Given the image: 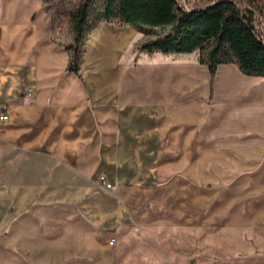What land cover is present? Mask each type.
Wrapping results in <instances>:
<instances>
[{"label": "crops", "instance_id": "0c3cea01", "mask_svg": "<svg viewBox=\"0 0 264 264\" xmlns=\"http://www.w3.org/2000/svg\"><path fill=\"white\" fill-rule=\"evenodd\" d=\"M138 32L97 23L81 78L42 0H0V264H264V76Z\"/></svg>", "mask_w": 264, "mask_h": 264}, {"label": "trees", "instance_id": "16d2710c", "mask_svg": "<svg viewBox=\"0 0 264 264\" xmlns=\"http://www.w3.org/2000/svg\"><path fill=\"white\" fill-rule=\"evenodd\" d=\"M51 17L53 38L68 51L67 70L82 74V47L100 21L131 25L156 33L141 45L143 51L165 54L202 50L200 62L212 79L217 67L236 62L248 75L264 76V37L256 25L252 3L215 0L199 8H186L180 0H42ZM71 26L70 43L60 40L63 23Z\"/></svg>", "mask_w": 264, "mask_h": 264}, {"label": "rangeland", "instance_id": "374dc122", "mask_svg": "<svg viewBox=\"0 0 264 264\" xmlns=\"http://www.w3.org/2000/svg\"><path fill=\"white\" fill-rule=\"evenodd\" d=\"M214 1L215 0H180L181 4L184 7L189 8V9L204 7V6L211 4ZM236 1L243 5H246L248 2L252 3V6L253 8H255L256 13H257L256 14V25L258 27L260 34L264 37V0H236ZM61 33H62V36L60 38L61 41L65 43H70L72 41L73 32H72L71 26L68 23L66 22L63 23ZM155 36H156V33L140 31V33L138 32V35L133 37V41L129 48L132 50H138L140 49L144 41H147L150 38H153ZM85 49H86V45L82 47V53H81L82 57L84 56ZM129 52H131L130 55H132V51H129ZM146 53H148L149 55L151 54L148 51H142L140 54V57L146 55ZM201 53H202V50L198 49L192 52L189 58L194 59V56L198 55V59H199ZM2 237H4V235L0 236V242L2 240Z\"/></svg>", "mask_w": 264, "mask_h": 264}, {"label": "built area", "instance_id": "2783aa9c", "mask_svg": "<svg viewBox=\"0 0 264 264\" xmlns=\"http://www.w3.org/2000/svg\"><path fill=\"white\" fill-rule=\"evenodd\" d=\"M8 118H9V113H8L7 109H5V107L0 104V119L6 120ZM100 180L102 182H104L106 180L105 176H101ZM106 186L108 188H110L112 186V184L111 183H107ZM115 240H116V238H112L111 243H114Z\"/></svg>", "mask_w": 264, "mask_h": 264}]
</instances>
